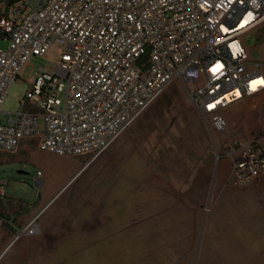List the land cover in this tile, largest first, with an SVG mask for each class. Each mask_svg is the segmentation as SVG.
<instances>
[{
	"label": "rangeland",
	"instance_id": "rangeland-1",
	"mask_svg": "<svg viewBox=\"0 0 264 264\" xmlns=\"http://www.w3.org/2000/svg\"><path fill=\"white\" fill-rule=\"evenodd\" d=\"M243 44L264 71V23ZM60 53L52 44L46 57H31L2 110H18L34 73ZM186 91L171 82L90 163L40 151L35 139L0 152V215L9 221L0 226V264H236L230 257L246 235L239 252L251 255L262 237L264 181L232 186L225 153L246 137L264 140V94L227 109L217 132ZM29 223L35 231L20 232Z\"/></svg>",
	"mask_w": 264,
	"mask_h": 264
},
{
	"label": "built area",
	"instance_id": "built-area-1",
	"mask_svg": "<svg viewBox=\"0 0 264 264\" xmlns=\"http://www.w3.org/2000/svg\"><path fill=\"white\" fill-rule=\"evenodd\" d=\"M263 23L264 0H0V152L35 139L40 151L90 163L176 80L224 132L227 109L264 94V71L243 44ZM52 44L60 57L34 73L18 110L3 111L26 62ZM225 154L232 186L264 181L262 138Z\"/></svg>",
	"mask_w": 264,
	"mask_h": 264
},
{
	"label": "crops",
	"instance_id": "crops-1",
	"mask_svg": "<svg viewBox=\"0 0 264 264\" xmlns=\"http://www.w3.org/2000/svg\"><path fill=\"white\" fill-rule=\"evenodd\" d=\"M239 103L232 105L230 108L235 107ZM261 232H262V237H260L259 239H254V245H253L254 247H253V251L251 255L249 254L241 255L239 252L240 250L247 248L248 243L251 240V239H248L250 238V236L246 235L247 237H243L240 243L235 245L237 254L233 257H230L231 260H233L231 262L234 263V259H235L237 260L236 264H238V261L241 264H247V262L251 259V262H252L251 264H264V223L262 224Z\"/></svg>",
	"mask_w": 264,
	"mask_h": 264
},
{
	"label": "snow or ice",
	"instance_id": "snow-or-ice-1",
	"mask_svg": "<svg viewBox=\"0 0 264 264\" xmlns=\"http://www.w3.org/2000/svg\"><path fill=\"white\" fill-rule=\"evenodd\" d=\"M219 67V66H218ZM258 83H264V81L258 82Z\"/></svg>",
	"mask_w": 264,
	"mask_h": 264
}]
</instances>
